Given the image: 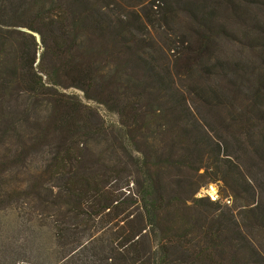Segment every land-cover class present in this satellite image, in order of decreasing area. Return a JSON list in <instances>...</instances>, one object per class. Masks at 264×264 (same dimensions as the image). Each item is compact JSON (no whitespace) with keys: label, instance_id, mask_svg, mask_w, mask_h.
I'll return each mask as SVG.
<instances>
[{"label":"trees","instance_id":"16d2710c","mask_svg":"<svg viewBox=\"0 0 264 264\" xmlns=\"http://www.w3.org/2000/svg\"><path fill=\"white\" fill-rule=\"evenodd\" d=\"M4 2L0 116L18 101L25 119H39L38 106L54 113L21 146L0 120V213L16 212L17 231L43 238L42 252L33 249L43 263L264 264V188L243 175L264 167V0H166L152 28L174 10L191 31L182 40L163 32L156 51L136 36L152 33L139 16L113 21L104 0ZM82 35L107 40L81 58ZM93 56L115 62L98 102L115 106L116 123L62 110L76 97L60 90L100 87ZM128 83L132 97L117 95ZM99 139L105 157L87 146ZM221 165L245 186L243 205L196 197L205 183L195 181Z\"/></svg>","mask_w":264,"mask_h":264},{"label":"rangeland","instance_id":"374dc122","mask_svg":"<svg viewBox=\"0 0 264 264\" xmlns=\"http://www.w3.org/2000/svg\"><path fill=\"white\" fill-rule=\"evenodd\" d=\"M153 1L154 0H104V2L110 3L107 11L112 16L113 21L117 20V16H122L124 22H127V19H135L137 16H139L143 20L144 24L147 27H150L149 31L151 30L152 33L150 37L151 39H149L148 34L146 33H144L142 37L140 34H137L136 36L142 41H145L146 45L150 44L151 46H153V50L156 51L157 46H159V44L165 40V38H163L165 37L163 35V32L167 33V35H169V37L172 39L176 38L182 40L183 37H185L189 33V31H191V24L183 13L174 12V10L170 8V10L173 11H169L168 15L165 18L166 22L163 21V28L160 27L155 30L154 28H152V25H156L159 22L158 20L161 19L163 13L162 8H164V2L166 0L159 1L161 7H156L157 9L155 7L151 9V3ZM13 2L14 0H5L4 5L8 6L9 4H13ZM112 11L114 12V14L112 13ZM117 13L120 14L117 15ZM7 14H10V12L8 11ZM7 14L2 19L5 23L10 24L11 19ZM133 22H136L134 26L137 29H142L139 22L131 20L130 24H132ZM83 33L85 32H82L81 34ZM140 33L142 34V32ZM97 38V46H95V43H89L88 40L90 39V36H81L80 41H82L83 44H81V48L78 50L79 56L81 58H83L82 51H87L94 46V48L97 50L99 49L101 43L107 40V37ZM188 41H192V38H188ZM153 50L151 51V54L155 56V52ZM230 50V47L223 45V51L225 53L228 54ZM93 51L94 49L92 50V52H90L93 53ZM220 51L221 52H219L218 54L224 56L223 51ZM93 58H96L95 66L98 74H100V79L98 81L100 87L91 88L87 90L86 93L74 88L60 90V92L66 96L76 97V101H66L65 107L62 110L65 112L81 110L87 115H93L94 112L97 113L100 119H103L108 123H116L120 118L115 111V106L111 102L105 105L98 102L105 101L107 98V95L103 91L102 84L109 77L113 76V73L116 70L115 62L114 60H104L101 57L93 56ZM125 83L127 82H123V84ZM134 92V87L131 83H128L124 86V88L117 91V95L132 97ZM86 96L91 97V100L86 99ZM154 107L156 108V111L159 110L158 102L154 103ZM108 108H110L111 110ZM7 109L11 110L12 116L10 118L0 116V120L5 119L6 122L13 123V130L9 134L15 144H20L19 146H21L22 142H26L27 139L39 136L43 132V126H45L46 123L53 119V117L50 115L54 113V108L51 105L38 106L34 107V109L41 111L42 114L40 118L25 119L23 118L22 112L26 109V105L21 101L11 104L7 107ZM90 119L95 118L90 117ZM92 141L93 140H89L87 143L89 149H91L94 153L102 154V157H105L106 152L109 148V142H107L106 139H99L95 142ZM246 161L248 160L246 159ZM243 165L244 163L238 161V166L242 167ZM223 170L224 166L221 165V172H216V169H213L212 174L197 179L195 181L196 183H205V186L200 188L196 197H208L210 201H213L209 197V195H212L213 197H215L214 201H217L222 207L232 208L233 206L243 205L246 201V196L241 193L246 192L245 186H243L241 182L237 181V179L236 182L233 176H224L222 172ZM202 172L203 170L199 171V173ZM243 172V175H246V177L249 178L253 184H257L258 186H262V188H264V167L257 166L253 175L252 172ZM214 173H217V177H220L221 180L212 183L210 182V179L213 178ZM247 201H249V198ZM28 212L29 210L26 209L25 206L21 211H19L21 215H26ZM15 214L3 212L0 213V264H44L42 260L43 257L38 255L37 251H33V249L38 250L41 248L42 244H44L43 238L40 241L41 243L35 240L26 226H22L20 230L17 231V224L16 222L14 223ZM41 252L42 250L39 251V253Z\"/></svg>","mask_w":264,"mask_h":264},{"label":"built area","instance_id":"2783aa9c","mask_svg":"<svg viewBox=\"0 0 264 264\" xmlns=\"http://www.w3.org/2000/svg\"><path fill=\"white\" fill-rule=\"evenodd\" d=\"M209 197L214 201L215 197H213L212 195H209Z\"/></svg>","mask_w":264,"mask_h":264}]
</instances>
